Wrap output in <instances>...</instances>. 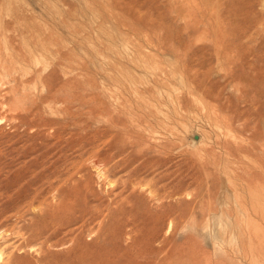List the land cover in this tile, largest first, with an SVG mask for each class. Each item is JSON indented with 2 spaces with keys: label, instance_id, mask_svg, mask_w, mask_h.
Segmentation results:
<instances>
[{
  "label": "rangeland",
  "instance_id": "obj_1",
  "mask_svg": "<svg viewBox=\"0 0 264 264\" xmlns=\"http://www.w3.org/2000/svg\"><path fill=\"white\" fill-rule=\"evenodd\" d=\"M0 264H264V0H0Z\"/></svg>",
  "mask_w": 264,
  "mask_h": 264
},
{
  "label": "bare ground",
  "instance_id": "obj_2",
  "mask_svg": "<svg viewBox=\"0 0 264 264\" xmlns=\"http://www.w3.org/2000/svg\"><path fill=\"white\" fill-rule=\"evenodd\" d=\"M42 84H43V83H42ZM67 238H68V237H67ZM50 239H51V238H50ZM55 239H56V237H55ZM69 239H70V238H69ZM47 240H48V242L51 241V240H49V239H47ZM70 240H71V239H70ZM53 241H54V240H53ZM60 241H61V240H60ZM74 241H75V240H74ZM43 242H44V240H43ZM54 242H55V241H54ZM45 243H46V242H45ZM57 243H58V242H57ZM57 243L55 242V243H53L52 245H55V244H57ZM43 244H44V243H43ZM43 244H42V246H44ZM49 244H50V243H49ZM49 244H47V245L49 246ZM61 245H62V243H61ZM61 245L58 244V245H56V246H60V247H61ZM48 246H47V247H48ZM51 249H52V247H51ZM41 250L44 251V249H41ZM43 251H42V252H43ZM44 253H45V251H44ZM46 256H47V255H46Z\"/></svg>",
  "mask_w": 264,
  "mask_h": 264
},
{
  "label": "clouds",
  "instance_id": "obj_3",
  "mask_svg": "<svg viewBox=\"0 0 264 264\" xmlns=\"http://www.w3.org/2000/svg\"><path fill=\"white\" fill-rule=\"evenodd\" d=\"M180 234H181V235H184V234H185V230L182 229Z\"/></svg>",
  "mask_w": 264,
  "mask_h": 264
}]
</instances>
